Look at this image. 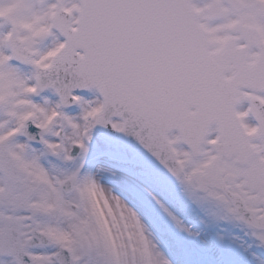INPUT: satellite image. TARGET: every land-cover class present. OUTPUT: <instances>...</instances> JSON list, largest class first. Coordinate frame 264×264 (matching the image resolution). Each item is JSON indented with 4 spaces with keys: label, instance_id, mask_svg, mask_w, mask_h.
Here are the masks:
<instances>
[{
    "label": "snow or ice",
    "instance_id": "6c2138e0",
    "mask_svg": "<svg viewBox=\"0 0 264 264\" xmlns=\"http://www.w3.org/2000/svg\"><path fill=\"white\" fill-rule=\"evenodd\" d=\"M109 124L264 243V0H0V264H169L65 167Z\"/></svg>",
    "mask_w": 264,
    "mask_h": 264
},
{
    "label": "rangeland",
    "instance_id": "374dc122",
    "mask_svg": "<svg viewBox=\"0 0 264 264\" xmlns=\"http://www.w3.org/2000/svg\"><path fill=\"white\" fill-rule=\"evenodd\" d=\"M96 95L90 92L86 97ZM79 111L76 107L72 113ZM90 140L82 158L89 159L84 174L97 176L101 185L137 213L169 264H264V243L214 199L198 192L193 195L155 164L121 144L104 140L96 126ZM98 152L101 156L92 158ZM248 236L253 238L251 243L245 241Z\"/></svg>",
    "mask_w": 264,
    "mask_h": 264
},
{
    "label": "water",
    "instance_id": "95a60500",
    "mask_svg": "<svg viewBox=\"0 0 264 264\" xmlns=\"http://www.w3.org/2000/svg\"><path fill=\"white\" fill-rule=\"evenodd\" d=\"M105 128H106V130H105L104 134L107 137H109L110 139H113V140H121L124 143H128L130 145H133L134 141L132 139L125 140L123 133H119V134H117V136L114 133H112L110 124L109 125H105ZM135 140H138V139L135 137ZM151 156H153L152 152H151Z\"/></svg>",
    "mask_w": 264,
    "mask_h": 264
},
{
    "label": "bare ground",
    "instance_id": "6f19581e",
    "mask_svg": "<svg viewBox=\"0 0 264 264\" xmlns=\"http://www.w3.org/2000/svg\"><path fill=\"white\" fill-rule=\"evenodd\" d=\"M101 169V166L100 167H97V170H96V173L99 174V170ZM96 179H97V176H96ZM104 186V185H103ZM105 189L108 190V188L106 186H104ZM124 202V201H123ZM142 224L144 225V223L142 222Z\"/></svg>",
    "mask_w": 264,
    "mask_h": 264
}]
</instances>
